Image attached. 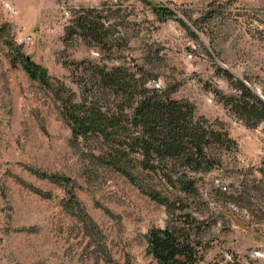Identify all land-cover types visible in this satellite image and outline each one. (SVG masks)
<instances>
[{"label": "rangeland", "instance_id": "374dc122", "mask_svg": "<svg viewBox=\"0 0 264 264\" xmlns=\"http://www.w3.org/2000/svg\"><path fill=\"white\" fill-rule=\"evenodd\" d=\"M158 3L186 25L163 20ZM89 11L104 26L98 41L73 23ZM26 57L47 70L50 88L24 70ZM118 65L165 85L236 141L237 151L215 149L221 163L201 175L188 208L211 223L206 261L264 264V121L251 126L222 101L239 94L237 81L264 101V0H0V264H156L147 233L165 226L166 209L103 152L129 151L131 127L115 128L108 143L76 140L59 98L78 100V82ZM101 105L108 117L119 112ZM143 180L158 183L147 172Z\"/></svg>", "mask_w": 264, "mask_h": 264}, {"label": "trees", "instance_id": "16d2710c", "mask_svg": "<svg viewBox=\"0 0 264 264\" xmlns=\"http://www.w3.org/2000/svg\"><path fill=\"white\" fill-rule=\"evenodd\" d=\"M153 10L163 20L172 17L186 25L165 3H158ZM75 22L82 35L98 41L104 26L92 21L91 12L81 14L73 20ZM192 34L196 36L194 32ZM87 62L84 60L80 65ZM99 68V73L92 79L78 82L81 87L78 100L72 96L68 100L59 97L63 103L62 112L76 140L92 137L108 143L116 132L115 128L129 130L131 127L127 135L129 151L122 148L112 151L105 147L103 152L110 159L111 168L166 209L165 226L152 228L147 233V250L156 264H241L235 257L205 260L211 246L205 233L211 223L199 219L188 208L190 197L199 195L201 175L215 170L221 163V156L215 149L237 151L236 141L217 119L211 123L197 117L194 105L174 98L165 85L148 86L143 73L126 70L120 65L109 70L103 66ZM24 70L32 79L51 87L47 70L28 57L25 58ZM224 72L230 75L227 70ZM237 82L239 94L224 97L222 101L238 118L255 127L264 121V101L243 81ZM103 100L112 101L113 106L121 101L126 103L123 104L125 106H117L119 112L108 117V108L100 110ZM131 152L136 153L138 166L129 167ZM146 172L153 174L158 183H145L143 177ZM34 174L65 187L71 184L67 177L39 171ZM70 196L74 201L73 194ZM65 208L74 216L72 208Z\"/></svg>", "mask_w": 264, "mask_h": 264}, {"label": "built area", "instance_id": "2783aa9c", "mask_svg": "<svg viewBox=\"0 0 264 264\" xmlns=\"http://www.w3.org/2000/svg\"><path fill=\"white\" fill-rule=\"evenodd\" d=\"M31 39V36L30 35H26V36H23V37H19L17 39V42H20V43H26L27 41H29Z\"/></svg>", "mask_w": 264, "mask_h": 264}]
</instances>
